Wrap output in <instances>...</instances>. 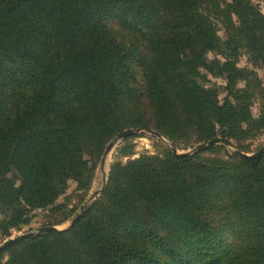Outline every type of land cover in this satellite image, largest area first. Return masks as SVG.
Returning <instances> with one entry per match:
<instances>
[{"label":"trees","instance_id":"16d2710c","mask_svg":"<svg viewBox=\"0 0 264 264\" xmlns=\"http://www.w3.org/2000/svg\"><path fill=\"white\" fill-rule=\"evenodd\" d=\"M243 51L264 67L251 0H0V231L64 212L68 181L86 189L126 129L244 152L264 128V89L237 65ZM208 74L225 79L222 99ZM0 264H264V151L115 161L71 226L8 245Z\"/></svg>","mask_w":264,"mask_h":264},{"label":"rangeland","instance_id":"374dc122","mask_svg":"<svg viewBox=\"0 0 264 264\" xmlns=\"http://www.w3.org/2000/svg\"><path fill=\"white\" fill-rule=\"evenodd\" d=\"M251 2L264 14V0H251ZM218 27V34L222 38H225L226 34L224 32L223 27L221 25H218ZM214 57H216L215 52H210L208 54V58L210 60H212ZM237 65L239 67H246L254 71L260 82L259 88L264 89V67L258 60L255 59L254 56L248 54L246 51H243L238 57ZM207 79L208 81L206 82V84L216 89L218 97L222 99L226 95L224 88L226 81L223 76H214L208 74ZM237 86L243 87L244 82L239 81ZM251 111L254 117L262 115V102L260 100V97L257 96L253 99ZM115 137L109 141H113L114 145L108 152H105V148L109 142L106 144L100 160L95 165L91 180L86 189L76 190V182L74 180L68 181L65 192L61 194L56 201L57 203H64L66 205V209L64 212H51L49 208L35 210L32 214V218L30 219L29 223L22 225L19 228L10 229L8 236L4 235L0 231V244L10 237H14L16 235L29 231H35L37 227L43 225H55L59 229L69 227L70 221L79 212L85 209L91 203V201L96 198V196L99 195L100 191L105 186L110 171V166L112 163H114L115 161L125 163L130 159L137 158L144 154L151 155L156 153H162L164 151V148H169L170 144L164 137L158 138L155 135L146 131V129H142L134 135L128 136V138L126 137L123 139L115 140ZM238 143H240V145H243L244 152L248 154L253 153L258 148L264 145V128L259 131L255 136ZM197 144L198 143H195L187 146L186 148L178 149V152H198L194 151V147ZM227 147L228 149H233L229 146ZM97 191L98 194L94 195V193ZM65 214L70 215L67 220H63ZM56 222L57 224H54Z\"/></svg>","mask_w":264,"mask_h":264},{"label":"water","instance_id":"95a60500","mask_svg":"<svg viewBox=\"0 0 264 264\" xmlns=\"http://www.w3.org/2000/svg\"><path fill=\"white\" fill-rule=\"evenodd\" d=\"M141 130H142V128H130V129H126V130L118 133L116 135V137H115V140L123 139V138H126L128 136L134 135L135 133H137V132H139ZM146 131H148L149 133L155 135L158 138H163V136H161L159 133H157V132H155L153 130L146 129ZM214 144H223L225 146H229V147L233 148L238 155H240L242 157H249V158L257 157V156H259L264 151V145H263L260 148H258L256 151H254L253 153L248 154V153H245V152L240 151L239 149H237L235 147L234 144L228 143V142L224 141L220 137H215V138H212V139H210L208 141H204V142L198 143L194 147V151H201V150L206 149L209 146H212ZM113 145H114V142L113 141L109 142L108 145L105 148V152H108L112 148ZM169 148L171 149V151L174 154H177V155L189 154V153L192 152V151L178 152V149L175 146L171 145V144H169ZM97 194H98V191L94 193V195H97ZM83 210L81 212H79L70 221L69 226H71L79 218V216L82 214ZM57 230H61V229H59L55 225H43V226H39V227L36 228L35 231L25 232V233H22V234H19V235H16L14 237H10V238L4 240L0 244V251L3 250L8 245H10V244H12L14 242H17V241H19V240H21L23 238H26V237H29V236H32V235H35V234H39V233L52 232V231H57Z\"/></svg>","mask_w":264,"mask_h":264}]
</instances>
